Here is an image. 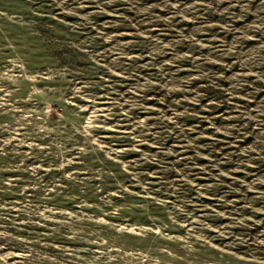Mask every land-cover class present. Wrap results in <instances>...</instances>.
Returning <instances> with one entry per match:
<instances>
[{"label":"rangeland","instance_id":"374dc122","mask_svg":"<svg viewBox=\"0 0 264 264\" xmlns=\"http://www.w3.org/2000/svg\"><path fill=\"white\" fill-rule=\"evenodd\" d=\"M0 264H264V0H0Z\"/></svg>","mask_w":264,"mask_h":264}]
</instances>
